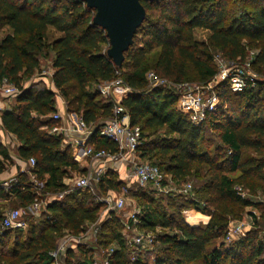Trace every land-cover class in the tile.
Wrapping results in <instances>:
<instances>
[{"label": "trees", "instance_id": "trees-1", "mask_svg": "<svg viewBox=\"0 0 264 264\" xmlns=\"http://www.w3.org/2000/svg\"><path fill=\"white\" fill-rule=\"evenodd\" d=\"M141 3L145 18L133 36V44L124 52L121 66H116L106 54L105 31L92 22L94 9L83 1L0 0V31L6 30L0 37V80L6 78L20 89L11 97L10 106L2 110L1 127L19 141L16 152L20 159L35 160L33 167L17 172L8 188L0 184V200L11 202V208H24L33 202L37 195L29 182L30 173L43 181L42 197L48 200L38 217L23 214L26 230L0 231V264H51L49 252L62 239L63 231L79 234L102 209L88 190L73 188L60 199L56 196L66 189L62 183L65 176L73 171L86 172L73 159L72 147L64 143L63 136L49 131L54 122L51 115L57 110L56 96L64 100L65 112H75L94 130L96 149L113 151L116 145L99 136L97 130L112 117L115 99H99L97 85L119 78L129 89L121 93L120 103L130 124L141 129L137 149L141 161L156 165L174 180L189 175L193 162L219 169L218 196L244 205L249 201L240 196L234 179L226 172L238 170L243 179L258 173L264 179V162L246 154L248 149L258 155L264 152V77L241 91L220 83L216 87L220 104L201 123L192 122L177 109L178 96L173 89L151 86L146 78L153 70L159 77L184 82L190 79L191 69L195 81L206 84L217 72L212 49L243 60L246 49L242 39L264 40V0ZM199 30L205 37H197ZM41 58L51 62L53 89L41 79L44 76L31 81L41 68ZM252 68L264 76V46L255 52ZM26 81L29 83L24 85ZM154 131H163V136L151 139L150 132ZM205 131L215 134L221 143L214 155L204 145ZM10 146L0 136V174L12 163L14 147ZM122 185L117 170L109 169L98 192H116ZM129 192L148 198L137 215L138 228L148 231L159 226L171 232L155 236L154 242L161 247L150 263L140 255L131 260L122 227L115 226L118 216L110 212L101 224L97 244L106 248L114 243L111 264H264V238H259L258 231H248L228 245L216 244L225 235L226 220L212 216L205 228L190 227L180 211L168 214L153 205L154 197L165 194H157L151 185L138 188L132 184ZM178 196L203 210L198 201ZM93 249L77 244L66 251L63 264H91Z\"/></svg>", "mask_w": 264, "mask_h": 264}, {"label": "built area", "instance_id": "built-area-1", "mask_svg": "<svg viewBox=\"0 0 264 264\" xmlns=\"http://www.w3.org/2000/svg\"><path fill=\"white\" fill-rule=\"evenodd\" d=\"M252 56L245 57L243 60L231 59V64L226 65L219 57L215 56L218 69L216 74L204 86V89H212L211 82L219 77L226 83L232 91H241L247 85L255 86L256 80L259 79L256 73L252 70ZM146 78L151 86H167L173 89L177 94V109L184 114H187L189 119L194 123H201L205 120L208 112L214 111L219 105V98L216 93L204 97L202 95L204 89H199V86L190 85L186 82H173L165 78L159 77L154 71H148ZM218 78V79H220ZM98 93L105 99L112 98L114 93L119 95V98H114L112 108V117L105 120L97 130V134L105 139L112 141L116 145V149L111 151L107 149H96L95 139H92L93 129L86 126L80 116H73L72 113L55 111L51 118L54 121L49 129L52 133H58L63 136V141L70 144L73 153L81 157L91 158L92 166L90 170L83 174L72 173V175L63 178L62 183L66 189L56 196L62 198L64 194L71 189L88 190L94 198V201L102 207L100 214L103 219L110 212L121 211L126 204V196L130 185L134 184L138 188H144L151 185L157 192H164L168 185L167 175L159 170V168L148 161H141L137 156V149L141 145V129L138 125H131L128 113L125 107L120 103V95L123 91L129 89L122 84L119 78L104 81L97 85ZM20 93V89L6 78L0 80V94L5 97H13ZM107 164L110 165L107 166ZM125 164L126 169L120 174V179L124 182L120 190L116 193L111 191L107 194L98 192V185L105 173L109 169L117 170L121 165ZM28 167L35 165L33 157H29L27 161ZM118 171V170H117ZM14 178L4 180L1 185L8 188ZM29 182L36 191V197L24 208H5L0 212V231L5 229H21L25 230L27 222L23 218V214H29L32 217L40 215L42 210L47 205V199L42 197L44 187L43 181L39 180L34 173L29 174ZM192 190V184L187 182L183 185L180 192L188 196ZM240 194V193H239ZM241 195V194H240ZM140 210H136L131 215L132 224L138 223L137 215ZM100 225L94 221L82 232L73 235L66 232L62 239L56 244L55 248L49 252L52 258L51 264H63L66 251L77 245L87 244V239L98 232ZM242 233V225L237 224L228 229L225 235L226 240L234 238V234ZM154 236L150 233H138L133 242L136 245H147L154 242ZM112 249L106 252V255L101 259L93 257L91 264H111L109 256Z\"/></svg>", "mask_w": 264, "mask_h": 264}, {"label": "rangeland", "instance_id": "rangeland-1", "mask_svg": "<svg viewBox=\"0 0 264 264\" xmlns=\"http://www.w3.org/2000/svg\"><path fill=\"white\" fill-rule=\"evenodd\" d=\"M5 32L6 30L0 31V37L5 35ZM50 36L52 37V35ZM197 37L198 38L205 37V32L199 30L197 32ZM204 40H206V38H204ZM242 43L246 49V55H245L246 58L250 56L253 57L255 52L258 51L262 46H264V40L256 42V41H248L246 39H242ZM211 52L213 57L212 62L216 67V69H218V66H217V62L214 60L215 56L219 57L222 61H224L226 65L231 64V58H228L225 55L224 50L212 49ZM50 66H51V62L49 59L41 58L40 59L41 68L36 73V77L38 76L47 77L50 72ZM252 70L256 73V76L258 78L264 77L261 74L257 73L254 70V68H252ZM219 74L217 75V78H215V80L211 82L212 83L211 90L204 89L205 84H201L195 81L194 72L191 69H189L190 79L184 80V82L189 83L190 85L199 86L200 90L204 89L202 90L203 91L202 95L206 97L212 94L211 93L212 91L213 93L217 94L216 87L220 83L224 82L221 79L222 76L221 78L219 77ZM99 99L106 100L103 97H100ZM220 100L221 99L219 98L218 104H220ZM162 136H163V131L150 132V137H152L151 139L158 137L161 138ZM167 136L171 137L172 134H167ZM150 137H147V139H149ZM204 145L206 149L209 151V153L214 155L218 147L221 146V143L215 134L209 131H205ZM246 154L247 156L253 157L259 161L264 162V152L262 153V155H258L253 150L248 149L246 151ZM166 158L167 156L165 157V159ZM7 168H9V166ZM262 171H263L262 173H264V167ZM72 173L80 174L79 171H73ZM220 174L221 172L219 169L209 167L204 163H198V162H193L189 175L185 176L180 180H174L171 178L170 175L166 174L167 181L165 182H168L166 183V185L168 186L165 189V191L162 192V194H165V196H161L158 198L153 196L155 198L153 200V205L161 212H166L168 214L173 212L176 213L177 211H180V216L183 219L184 223L190 227L203 229L207 226L212 216H216L221 220H226L227 225L224 233L225 235L227 234L228 229L234 227L237 224L242 225V233L236 235L234 234V238H231V240L229 241L225 239V235H224V237L216 240L215 242L216 244H220L222 242L224 245H228L232 241H235L240 237L244 236L248 231H253V230L258 231L259 238L263 239L264 238V179L261 178L260 174L258 175V173L250 174L248 176H245L243 179V177L240 174V171L238 170L232 172H226L228 177L234 179L235 189L241 194L240 196L249 201L248 205H244L241 202H234V201L222 199L218 196L217 185H218V176ZM187 182H190L192 184V190L189 193V196H187V199L198 201L200 205L204 207L203 210L196 208L193 204H191L190 200H184L183 197L178 196V194L182 195L180 190L183 188V185ZM118 191H116V193ZM160 193L161 192H158L157 194ZM167 195H171V197H167ZM147 200L148 198L145 197L139 198L132 196L128 190L125 207L121 211L115 212L119 219L118 224H116L115 226L122 227V234L124 236L126 244L129 245L131 249V252L129 254L130 259L133 260L135 256L140 255L150 263L154 258V254L157 251H159L158 249L161 247L160 244L157 241H155L152 245L147 244L140 246V245H136L133 242V238L138 233L146 232V233H150L152 236L155 237L159 233L171 232V230H166L157 226L154 230L147 231L138 228V224L136 225L132 224L131 215L135 213L136 210H140L142 212L143 205L147 202ZM0 207L11 208L13 207V204L11 202L9 203L4 202V204H1ZM101 216L102 215L99 213V215H97L95 219V221L98 222L100 225L98 232L94 235H91L87 239V244H85V246L88 248L89 247L94 248L92 250L93 251L92 255L96 259H101L103 256L106 255L107 251H109L114 247V243H111L106 248L99 247V245L97 244L101 231V224L105 220V217L102 219ZM89 225L90 223H88L85 226V229ZM64 234H66V231H63V235Z\"/></svg>", "mask_w": 264, "mask_h": 264}, {"label": "water", "instance_id": "water-1", "mask_svg": "<svg viewBox=\"0 0 264 264\" xmlns=\"http://www.w3.org/2000/svg\"><path fill=\"white\" fill-rule=\"evenodd\" d=\"M81 1L94 9L92 22L105 31L108 39L106 54L116 66H121L124 52L133 44V36L145 18L141 0Z\"/></svg>", "mask_w": 264, "mask_h": 264}, {"label": "crops", "instance_id": "crops-1", "mask_svg": "<svg viewBox=\"0 0 264 264\" xmlns=\"http://www.w3.org/2000/svg\"><path fill=\"white\" fill-rule=\"evenodd\" d=\"M52 71H53V68L50 67L49 75L47 77H42L41 79L47 84V86H49V87H51L53 89L52 83L50 81V76L52 74ZM37 79H36V76H33L31 78V81L32 80H37ZM26 83L28 84L29 81L24 82V85H27ZM113 97L117 99V98H119V95L117 93H114ZM56 98L57 99H56L55 106L57 108V111H59L60 113L64 114V112H65L64 100L60 96H56ZM11 103H12V98L11 97H5V96H2L0 94V115H1L2 110L8 108ZM70 113H72L73 116H78L75 112H70ZM0 136H1V138H2L4 143H9V145H11L10 147H12V148L14 147L13 150H11V152H10L11 153L12 163L7 165V167L9 166V168H6L5 171H3L0 174V184H1L4 180L10 179V178H15V175H17V172L18 171H24L28 167V165H27V161L26 160L20 159L18 157L17 152H16V147L20 143L15 138V136L13 134L3 131L2 127H1V119H0ZM72 157L80 165L81 168L86 170V172L88 170H90V168L92 166L91 158H89V157H81V156L75 155L73 153V149H72ZM107 166H109V168H111L109 164H107ZM125 169H126L125 164H121L117 168V170H118L117 173H118L119 178H120V174H122ZM4 202H6V201L5 200H0V205L4 204ZM4 209L5 208L2 207L1 211L4 210ZM33 218H36V217H33Z\"/></svg>", "mask_w": 264, "mask_h": 264}]
</instances>
